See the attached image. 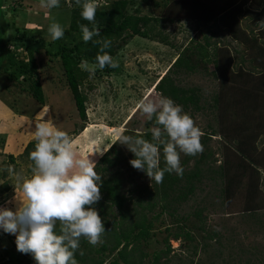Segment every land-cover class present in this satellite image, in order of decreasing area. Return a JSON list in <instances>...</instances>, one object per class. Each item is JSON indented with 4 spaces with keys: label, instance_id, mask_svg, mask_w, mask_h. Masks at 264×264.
I'll return each mask as SVG.
<instances>
[{
    "label": "rangeland",
    "instance_id": "374dc122",
    "mask_svg": "<svg viewBox=\"0 0 264 264\" xmlns=\"http://www.w3.org/2000/svg\"><path fill=\"white\" fill-rule=\"evenodd\" d=\"M109 1L96 0L97 9L107 7ZM126 1V11L129 14L137 13L153 18L149 22V25L153 26L154 31L152 32H161V34L166 35L168 43L134 36L122 43L120 48H115L111 56L119 63V67L112 68V70L107 68L101 70L97 64L82 60L80 68L83 70H85L83 67L85 64L88 65V68L95 67L96 69L95 71L86 70L88 75L82 84V89L87 96L85 102L86 119L83 120L74 104L60 59L52 55L59 39L53 40L48 33V26L54 21L58 22L64 30L69 28L73 10L77 7L75 0H60V6L52 9L42 8L40 0H2L0 17L2 39L8 45L11 57L15 61H19L21 58L28 60L26 47L33 48L44 101L39 103L31 96L26 89L27 83L23 82L21 77L14 82H9L4 73L0 72V140L2 138L4 140L2 144L0 143V186L3 182H8L9 185L6 191L0 190V199L3 195H7L0 202V207L15 209L24 201L22 186L18 182L17 176L31 175L28 169L30 162L27 161L23 150L30 141L34 140L33 135L37 122L47 120L60 130L67 132L73 139L77 153L83 157L89 156L95 163L106 149L118 140L121 132L129 136L133 132H139V135L144 134L146 127H144L142 119L147 117L136 109L135 105L145 94L161 95L157 89L160 78L191 39L197 38L199 42H202L203 36L208 37L209 42L221 50L220 68L225 66V60L226 65L228 64L225 67L227 72L229 71L227 78H224V74L222 76L218 69L213 74L211 72L212 64H205L204 62L200 63L196 72H182L176 77L177 83L181 87L197 86L200 88L204 96L203 101H211V96L215 91L224 93L234 85H244L243 82L239 84L232 82L236 69L243 67L247 71L257 70L247 60L246 56H248L249 49L235 40L226 28L219 23L211 25L210 29L209 27L206 28L202 24L203 20L199 21L196 17L191 16L190 0H186V3L181 2V0ZM211 1L218 2V0ZM257 1L248 0L243 8L246 10L250 8L251 10L257 7L258 9V5L262 6L263 0H259V3H256ZM78 9L81 10L80 7ZM245 14L247 13L245 12ZM244 15L238 17L241 26L248 31L253 28L255 33L260 35V31H258L260 26L255 25L253 17L248 19L243 17ZM258 18L262 19V17ZM81 39L82 34H78L77 41ZM261 42L264 44V38L261 39ZM71 45L72 43L69 46ZM212 47L208 48L210 52ZM258 76V74H253L245 78L247 81L245 84L253 81L261 83ZM245 87L248 88V86ZM247 99L248 97L244 96L243 93L238 95L236 99L232 97L229 99L224 118L218 124L221 126L219 130L229 133L232 131L235 139H239V132L241 135L247 132L248 127L251 126L250 123L264 122V111L260 106V104H264V102L263 104L260 103L264 99L258 98L259 103L255 100L252 103L254 107L250 105L244 110L243 103H246ZM212 114V110L206 109L190 113V116L204 134L207 131L210 132L206 125L212 120ZM250 115L252 118L245 120ZM234 129L239 130L233 131ZM262 130L261 128L257 129V131ZM202 137L203 135L201 139ZM224 142L225 140L220 133L211 135L206 142V146L211 148L212 156L210 158L216 159L214 166L222 158ZM255 144L259 149L264 148V133L257 137ZM117 145L118 149L127 156L126 160L129 163L128 169L125 168L123 171L124 178H128L125 187H133L138 184L149 187L152 181L148 176L137 173L130 177V172L134 168L130 164L132 159V156L128 154L130 150L120 142ZM184 155L181 152L180 159ZM10 156L13 157L12 162ZM193 165L194 161L190 160L185 169L189 170ZM259 172L264 192V168H260ZM3 173L8 175L7 178L3 176ZM203 182L200 185L202 190L196 192V200L190 197L188 201L179 205L178 212L190 215L188 218L189 228L195 236V241H198L207 231L215 230L224 236V244L220 246L214 240H209L208 249L203 250L199 247L196 256H191V251L185 249L186 240L171 238L169 243L172 249L167 256V258L170 257L169 260L166 261V257L163 255L158 264H264L260 261H264V209L255 213L256 216L255 214L252 216L242 215V188L238 190L239 194L236 192L233 194L230 202L221 205L217 199L211 198L212 195H207L216 192L213 185H209L207 180ZM263 192L257 194V199L260 200L262 197L264 199ZM136 195L134 193L132 196L136 197ZM205 195L208 196L206 203L201 201ZM198 200L199 203H197ZM197 205L200 206L199 208L205 205L202 213L204 219L201 222L205 231H199L192 226V224L201 225L193 214H190ZM159 210L160 207L156 206L153 212L147 213L148 218L152 219V216ZM116 213L118 216V212ZM152 220L154 224L150 231L152 235L146 241H142L141 244L143 250L149 253L143 261L144 264L151 262L154 251L164 249L163 237L167 234L165 228L170 225V218L166 213ZM0 236V254L4 251V244L8 247L17 248L14 234L5 233L0 228ZM254 245L257 247L256 252L259 251L260 253H258L257 259L251 255ZM245 250L246 252H244ZM259 258L260 260H258ZM108 260L109 258L106 259V262Z\"/></svg>",
    "mask_w": 264,
    "mask_h": 264
},
{
    "label": "trees",
    "instance_id": "16d2710c",
    "mask_svg": "<svg viewBox=\"0 0 264 264\" xmlns=\"http://www.w3.org/2000/svg\"><path fill=\"white\" fill-rule=\"evenodd\" d=\"M248 0H218L213 2L211 0H190L189 8L192 17L197 20H203L202 24L210 29L211 25L216 23L221 24L228 30L231 36L245 45L247 49V60L250 61L255 71L244 70L243 67L235 70L232 82L239 84L243 82L244 85H234L224 93L215 91L211 96V101L204 100L203 92L197 86L184 88L177 83V76L182 73H193L198 70L200 63L212 64V73H216L218 69L224 78H227V65L220 68L221 50L215 44L209 42V38L203 36V41L199 42L197 38L189 41V44L182 49L172 64L169 66L166 73L160 78L157 89L160 94L171 98L176 104L182 106L183 111L190 114L195 111H204L206 109L212 110V120H210L206 127L210 132H205L201 139L203 145V153L195 156L184 155L180 159V164L183 168V176H178L173 173H164L162 183H156L152 180V184L148 186H133L125 187V182L128 178H124L123 171L128 169L127 156L118 149V140L113 142L108 149L100 156L95 163V171L101 176V199L93 205L101 216L105 232L101 236V243L93 246L85 238L81 237L79 249L75 252V259L78 264H144L145 257L149 255L141 247L142 241H146L153 228V220L159 218L163 213H166L170 218V225L166 226V236L163 237L164 249L156 250L152 253V260L148 264H158L160 258L164 255L166 261L169 260L167 256L171 252L169 240L180 239L186 240L185 249L191 251V256H196L198 248L203 250L208 249L209 240H214L218 245L224 244L225 238L219 232L212 230L207 231L198 241H195V236L189 228V214H180L178 207L181 203L188 201L191 198H197V190H202L200 187L204 180L208 184L213 185L216 192H213L211 198L217 199L221 205H226L230 202L233 194H239L241 188L243 189V207L242 215H254L260 210L264 209L263 197L257 199V194L263 192V183L260 182L259 170L264 168V148H258L255 144L257 137L264 133V122L250 123L248 131L240 134L239 139H235L232 131L219 130L221 126V119L227 110L229 99L232 97L236 99L238 95L247 96L246 103H243L244 110L249 108L257 99H264V44L261 39L264 38V28H259L260 35H257L255 30L251 28L249 31L241 26L238 17L244 15L248 19L254 20L255 25L260 26V21L264 20V0L261 7L258 5L254 9L243 8V5ZM257 1V0H255ZM186 3V0H181ZM259 3V0L256 2ZM2 0H0V17L2 9ZM126 0H110L107 7L96 10L95 21L89 22L84 20L81 16V10L75 7L72 14L71 24L68 29L64 30L63 38L57 41V47L53 51L54 57H59L60 64L64 70L65 79L72 94L74 104L81 119L85 120V102L87 96L82 89L84 79L88 72L80 68L81 61H88L97 64L96 57L99 52L100 45L94 44L92 41L85 43L83 39L77 41V35L82 34L79 25L83 24L92 30L94 27L100 30L98 37H93V41L97 39H110L112 41L111 47L105 49L110 55H113L115 48H120L122 43L134 36L146 37L151 40H157L167 44V36L161 32H152L153 26L149 22L153 19L146 15L129 14L126 11ZM257 5V4H256ZM253 10V11H252ZM252 11V13H250ZM262 17V19L258 18ZM156 21V20H155ZM211 23V24H210ZM72 43L71 46H69ZM210 46L212 50L208 49ZM28 60L15 61L11 57V51L8 50V45L2 39V31L0 28V72L4 73L9 82H14L21 77V80L27 83V90L31 96L43 103L44 95L42 86L37 75V66L34 61L33 48L26 47ZM22 57L21 55H19ZM243 59V58H242ZM229 60V59H228ZM240 66H242L240 64ZM111 69V67H105ZM222 69V70H221ZM225 69V71H224ZM256 72V73H254ZM253 74H258L259 82L247 83V77ZM242 79V81H240ZM245 79V80H243ZM245 86H248L246 88ZM259 103V100L257 101ZM264 101L260 102L263 104ZM262 111H264V104ZM252 107H254L252 105ZM258 107V106H255ZM261 111V110H260ZM264 115V112H263ZM252 115L247 119H251ZM232 121V119H229ZM145 133L142 134L145 139L152 138L151 129L157 127L155 120L149 121L147 118L142 119ZM138 122V121H137ZM233 124V122H231ZM263 129L257 131V129ZM234 129L233 131H238ZM241 130V129H240ZM138 132L136 130H133ZM243 131V130H242ZM220 133L225 142L222 149V158L216 166L214 162L216 159L212 156L211 148L206 146V142L211 135ZM236 133V132H235ZM131 136H139L134 133ZM3 138L0 140L2 144ZM35 140L30 141L24 147V154L27 161L30 162L29 171L33 167V161L30 159V152L34 150ZM234 145V146H233ZM128 154L135 158L134 154L129 151ZM193 160L194 165L191 169H185L189 161ZM10 161L13 157L10 156ZM161 169L165 167L161 148ZM146 175L142 170L135 168L130 172L133 174ZM11 175V174H9ZM3 176H8L3 173ZM7 178V177H6ZM131 181V178H129ZM244 180V181H243ZM8 183V182H7ZM6 182L0 186V190H7L9 185ZM7 193V192H6ZM136 193V197L132 195ZM264 193V192H263ZM207 195L201 199L206 203ZM7 195H3L0 202L5 199ZM213 201V199H212ZM199 203V200L197 201ZM213 203V202H212ZM156 206L160 207L159 212L148 218L147 213L153 212ZM5 207V206H4ZM195 206L192 213L194 218L203 222L202 213L205 205L202 208ZM118 212V216L116 212ZM257 214H255L256 216ZM259 216V215H258ZM257 216V217H258ZM197 230L205 231L204 226L192 224ZM1 239V236H0ZM4 251L0 254V264H36V261L31 254H24L17 250V248L3 245ZM252 247L250 248V250ZM249 250V251H250ZM256 245L251 250L253 258L257 259L259 251ZM83 252V255L80 253ZM246 252V250L244 251ZM260 254V253H259ZM231 256V255H230ZM109 260L106 262V259ZM260 260V258L258 259ZM264 262L263 260H260Z\"/></svg>",
    "mask_w": 264,
    "mask_h": 264
},
{
    "label": "clouds",
    "instance_id": "9594fccd",
    "mask_svg": "<svg viewBox=\"0 0 264 264\" xmlns=\"http://www.w3.org/2000/svg\"><path fill=\"white\" fill-rule=\"evenodd\" d=\"M40 6L57 8L60 0H40ZM75 6L81 8L84 20L95 21L96 0H75ZM79 27L85 43L92 41L100 45L96 57L98 68H118L119 63L105 51L112 41L107 38L93 41L100 30L95 27L90 30L83 24ZM260 27L264 28V20L260 21ZM48 33L53 40H58L63 38L64 29L54 21L48 26ZM83 67L88 71L96 70L88 68L87 64ZM135 107L149 121L154 119L158 126L151 129V141L142 135L119 134L118 141L135 156L130 164L156 183L163 182L165 172H175L182 177L180 153L190 156L203 153L201 129L182 106L163 95L145 94ZM33 138L31 175L17 176L24 201L15 209L0 207V228L14 234L17 250L31 254L36 264H78L75 252L81 237L95 246L101 243L105 232L104 222L93 207L101 199V176L95 171V162L89 156H80L70 135L52 122H37ZM161 148L163 169L160 167Z\"/></svg>",
    "mask_w": 264,
    "mask_h": 264
}]
</instances>
